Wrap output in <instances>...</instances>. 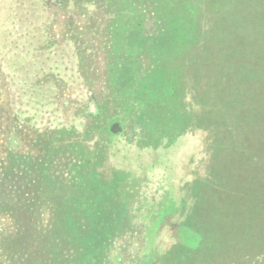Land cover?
Segmentation results:
<instances>
[{
    "label": "trees",
    "instance_id": "trees-1",
    "mask_svg": "<svg viewBox=\"0 0 264 264\" xmlns=\"http://www.w3.org/2000/svg\"><path fill=\"white\" fill-rule=\"evenodd\" d=\"M233 94L243 110L257 101L264 161V0H0V264H149L165 229L176 243L160 264H203L208 215L156 224L129 186L189 125L222 166L229 118L215 98ZM205 185L194 206L213 196ZM259 212L249 264H264Z\"/></svg>",
    "mask_w": 264,
    "mask_h": 264
},
{
    "label": "rangeland",
    "instance_id": "rangeland-1",
    "mask_svg": "<svg viewBox=\"0 0 264 264\" xmlns=\"http://www.w3.org/2000/svg\"><path fill=\"white\" fill-rule=\"evenodd\" d=\"M220 98L217 96L215 102L220 101V109L227 108L229 118L227 122L231 127L229 128L226 124L225 130L220 131L218 129L216 134V139L224 134L231 135L220 138L221 141L219 142L217 141L219 149L223 147L226 151V156L221 161L222 166L218 163L220 158L212 160L208 151L207 130H205L206 132L198 131L195 126L187 125V134L182 135L175 145L168 150L165 149L160 152V158L157 159L159 163L153 171L155 174L144 172V175H140L142 180L134 182L129 187L135 194L132 200L135 202L138 198L137 200L143 201L145 213L147 208L145 209L144 206L147 203L157 205L161 200L162 203L167 204L169 208L166 221H170L172 218L176 224L192 223L199 220L197 217L199 214L208 215L209 225L205 232L203 231L206 240L204 248L206 256L203 264H214L220 257L223 264H249L250 256L248 257L241 252L245 238L250 237L245 226L254 225L255 216L260 213L261 208L264 209V206L260 208V203L255 199L258 196L256 193L259 189L258 185L264 184V161H256L252 152L257 137L256 121L254 120L258 113L257 101L253 100L247 109L243 110L239 107L241 101H239L238 94L231 96L232 101L229 98L225 100V97L222 96ZM208 104H210L209 100ZM91 111L96 113L95 106L92 107ZM244 122L248 123L246 126L248 128L241 132L245 126ZM238 123H242V125H238ZM231 129H233V134L230 133ZM241 133L243 135L242 140L239 138ZM262 133H264V127ZM245 140H248L250 148L243 146ZM140 155L141 157L146 156V150L140 151ZM225 164H228L227 168L222 169ZM122 165L124 164L121 162H114L112 168H122ZM123 171L125 173L126 168ZM199 179L204 181L202 185H197L200 183ZM206 182L212 185L213 196L210 197V201L206 197L202 199V204L194 206L197 199L194 194H190L189 190L195 189L196 186L200 190H205ZM246 194H251L253 199L243 197ZM188 195L192 197L190 198ZM226 202L227 204L222 207ZM241 214L245 219L243 222H240ZM161 228L162 226L159 229ZM250 233L253 232L250 231ZM156 234L154 254L149 264H160V257L170 251L176 243L175 237L169 229ZM227 239L233 241L235 251L232 249L230 251L225 250ZM250 247V244H245L247 254ZM223 251L226 254L225 257ZM185 261H188V258ZM130 262L132 259L125 264Z\"/></svg>",
    "mask_w": 264,
    "mask_h": 264
},
{
    "label": "flooded vegetation",
    "instance_id": "flooded-vegetation-1",
    "mask_svg": "<svg viewBox=\"0 0 264 264\" xmlns=\"http://www.w3.org/2000/svg\"><path fill=\"white\" fill-rule=\"evenodd\" d=\"M146 200V199H144ZM141 203H143V201H141ZM158 205V206H157ZM150 204L147 203L144 208L146 209V213L150 215L151 220L153 221H157L156 219H161V217H166L167 214V210H168V206H166L167 204L162 203L161 200L158 204ZM143 208V207H142Z\"/></svg>",
    "mask_w": 264,
    "mask_h": 264
},
{
    "label": "water",
    "instance_id": "water-1",
    "mask_svg": "<svg viewBox=\"0 0 264 264\" xmlns=\"http://www.w3.org/2000/svg\"><path fill=\"white\" fill-rule=\"evenodd\" d=\"M111 132L113 134H118V133H121L122 132V128H121V125L120 124H114L111 128Z\"/></svg>",
    "mask_w": 264,
    "mask_h": 264
}]
</instances>
